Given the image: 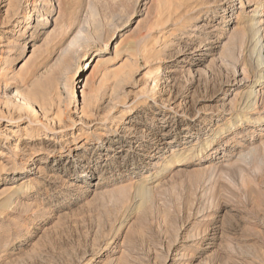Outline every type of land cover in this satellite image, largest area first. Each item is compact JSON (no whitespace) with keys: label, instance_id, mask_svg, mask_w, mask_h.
I'll list each match as a JSON object with an SVG mask.
<instances>
[{"label":"rangeland","instance_id":"obj_1","mask_svg":"<svg viewBox=\"0 0 264 264\" xmlns=\"http://www.w3.org/2000/svg\"><path fill=\"white\" fill-rule=\"evenodd\" d=\"M0 264H264V0H0Z\"/></svg>","mask_w":264,"mask_h":264},{"label":"bare ground","instance_id":"obj_2","mask_svg":"<svg viewBox=\"0 0 264 264\" xmlns=\"http://www.w3.org/2000/svg\"><path fill=\"white\" fill-rule=\"evenodd\" d=\"M257 33V32H256ZM258 34V33H257ZM106 50V49H105Z\"/></svg>","mask_w":264,"mask_h":264}]
</instances>
